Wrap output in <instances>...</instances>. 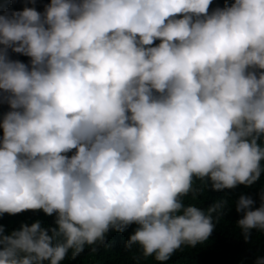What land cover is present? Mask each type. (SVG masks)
Listing matches in <instances>:
<instances>
[{
  "label": "clouds",
  "instance_id": "obj_1",
  "mask_svg": "<svg viewBox=\"0 0 264 264\" xmlns=\"http://www.w3.org/2000/svg\"><path fill=\"white\" fill-rule=\"evenodd\" d=\"M28 2L0 4V216L54 219L0 224V264H62L130 226L160 264L207 241L228 201L185 203L194 180L264 174V0ZM234 207L245 241L264 233V187Z\"/></svg>",
  "mask_w": 264,
  "mask_h": 264
},
{
  "label": "trees",
  "instance_id": "obj_2",
  "mask_svg": "<svg viewBox=\"0 0 264 264\" xmlns=\"http://www.w3.org/2000/svg\"><path fill=\"white\" fill-rule=\"evenodd\" d=\"M47 2L48 0H36L34 6L37 10L43 11ZM224 2L225 0H213L211 8L223 7ZM0 4L4 8L15 10H22L26 5L33 6L28 0H0ZM12 57L24 62L28 61L27 57L19 54L13 53ZM7 110V105L0 107V111ZM262 187H264V174L256 184L250 187L239 185L226 192L208 191L202 182L194 180L195 194L190 193L184 197L185 203L206 208L213 201L223 199L228 201V204L220 220L215 223L214 231L207 241L195 247H182L166 264H254L256 256L264 254V233L252 230L250 238L245 241L241 231L236 227L239 215L235 211L234 202L241 193H246L252 195L258 205ZM36 219L48 225L52 224L54 217L46 216L43 211L29 210L16 215L3 214L0 216V224L10 230L18 228L21 223H31ZM133 228L134 226H130L128 231L123 233L110 231L105 245L98 246L94 252L86 247L76 259H72L69 253L62 264H160L154 257H144L137 248L129 250L125 247L128 235Z\"/></svg>",
  "mask_w": 264,
  "mask_h": 264
}]
</instances>
